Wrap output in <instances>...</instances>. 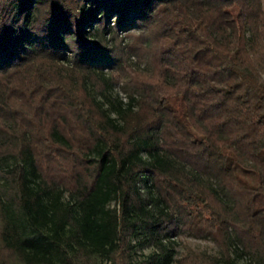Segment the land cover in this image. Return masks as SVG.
Masks as SVG:
<instances>
[{
  "label": "trees",
  "instance_id": "1",
  "mask_svg": "<svg viewBox=\"0 0 264 264\" xmlns=\"http://www.w3.org/2000/svg\"><path fill=\"white\" fill-rule=\"evenodd\" d=\"M0 264H264V0H0Z\"/></svg>",
  "mask_w": 264,
  "mask_h": 264
},
{
  "label": "rangeland",
  "instance_id": "2",
  "mask_svg": "<svg viewBox=\"0 0 264 264\" xmlns=\"http://www.w3.org/2000/svg\"><path fill=\"white\" fill-rule=\"evenodd\" d=\"M121 41L123 43H129L132 44V38L129 35L126 36H121ZM125 50V49H124ZM126 51V50H125ZM127 57V64L130 65H136V64H141L144 60H147V57L143 54H140L139 52H137V54L133 53L126 56ZM125 73V71L120 70L119 74L123 75ZM128 77H123L120 80H116L114 81V86L116 89L119 90L120 94L124 97V90L125 89H131L130 85L127 82ZM125 88V89H124ZM156 187L161 190L163 187V183L162 182H157ZM176 239V247L178 249H182V247L185 245H190L192 247H197V248H201V249H205L207 251H214L216 249L213 241L209 238H202V237H195L191 234H189L188 232H180L177 236H175ZM151 249V247L149 246H144L142 248H138L136 251V255H142V253H145L147 251H149ZM239 261H244V257L240 258Z\"/></svg>",
  "mask_w": 264,
  "mask_h": 264
}]
</instances>
